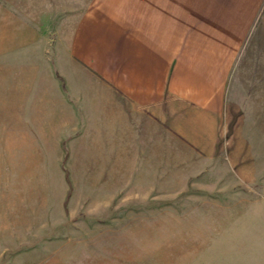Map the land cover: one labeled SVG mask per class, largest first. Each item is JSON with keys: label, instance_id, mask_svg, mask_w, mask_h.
I'll return each instance as SVG.
<instances>
[{"label": "rangeland", "instance_id": "rangeland-1", "mask_svg": "<svg viewBox=\"0 0 264 264\" xmlns=\"http://www.w3.org/2000/svg\"><path fill=\"white\" fill-rule=\"evenodd\" d=\"M130 4L0 0V264H264L262 14L222 112L138 113L81 60Z\"/></svg>", "mask_w": 264, "mask_h": 264}, {"label": "crops", "instance_id": "crops-1", "mask_svg": "<svg viewBox=\"0 0 264 264\" xmlns=\"http://www.w3.org/2000/svg\"><path fill=\"white\" fill-rule=\"evenodd\" d=\"M130 1L128 16L110 17L111 45L99 44V23L87 18L86 39L92 42L94 33L97 42L81 60L93 64L131 111L178 103L208 116L222 112L242 41L264 18V0Z\"/></svg>", "mask_w": 264, "mask_h": 264}]
</instances>
